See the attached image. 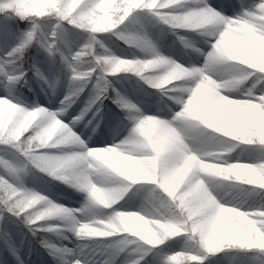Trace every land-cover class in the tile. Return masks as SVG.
<instances>
[{
	"label": "clouds",
	"instance_id": "9594fccd",
	"mask_svg": "<svg viewBox=\"0 0 264 264\" xmlns=\"http://www.w3.org/2000/svg\"><path fill=\"white\" fill-rule=\"evenodd\" d=\"M0 13L26 21L0 47V218L52 264H264V0Z\"/></svg>",
	"mask_w": 264,
	"mask_h": 264
},
{
	"label": "rangeland",
	"instance_id": "374dc122",
	"mask_svg": "<svg viewBox=\"0 0 264 264\" xmlns=\"http://www.w3.org/2000/svg\"><path fill=\"white\" fill-rule=\"evenodd\" d=\"M38 63L43 65L42 62ZM37 94L41 102H47L44 95L39 93L38 89ZM106 139L107 137L97 136L91 141V143H102ZM60 199L66 203H75L79 199V194L74 193L69 196H62ZM5 228H7L8 232L12 234L11 236L8 235L11 243L20 245L21 256L26 259L27 264H52L51 258L47 255V253L34 244V242L30 244V238H28L27 235L20 230L16 223L10 221L8 218H0V233H2ZM21 238H23V244H21ZM0 264H15V260L9 252L2 236H0Z\"/></svg>",
	"mask_w": 264,
	"mask_h": 264
},
{
	"label": "trees",
	"instance_id": "16d2710c",
	"mask_svg": "<svg viewBox=\"0 0 264 264\" xmlns=\"http://www.w3.org/2000/svg\"><path fill=\"white\" fill-rule=\"evenodd\" d=\"M2 16H3V14H0V47H3L5 45L13 42L16 39L17 35L19 34L20 30L23 29L25 27V24H26V21H21V20H19L18 17L9 18L5 22V20L2 18ZM29 52L31 53L30 59L35 57L37 62H42L43 65L47 63L43 52L38 50L36 47L30 48ZM25 92H27L26 89H25ZM28 96H29V98H31V93H28ZM82 96H83V94H82ZM104 103H105L106 115L110 119L114 118L112 114H113L114 111H118V110H115V106L112 105L111 101L108 100L107 98H105ZM52 189H53L54 192H63L64 193L63 196H69V195L75 193L71 189H68L67 187L59 184L58 182H55L53 184ZM5 218L6 219L8 218L10 221L16 223L17 226L20 228V230L24 234H26L28 238L31 239L30 234L27 233V230L23 227L22 224H18L16 222V218L15 217H11V214L5 213ZM211 264H215V261H212Z\"/></svg>",
	"mask_w": 264,
	"mask_h": 264
},
{
	"label": "snow or ice",
	"instance_id": "6c2138e0",
	"mask_svg": "<svg viewBox=\"0 0 264 264\" xmlns=\"http://www.w3.org/2000/svg\"><path fill=\"white\" fill-rule=\"evenodd\" d=\"M0 14H3V13H0ZM2 18L5 20V22L10 18V17H7L3 14ZM0 236H2L5 240V244L7 246V248H9L11 246V241L8 237V234L7 232L4 230L2 233H0Z\"/></svg>",
	"mask_w": 264,
	"mask_h": 264
}]
</instances>
